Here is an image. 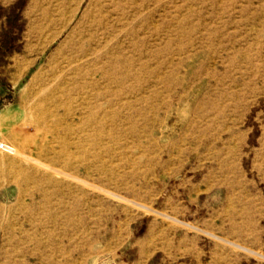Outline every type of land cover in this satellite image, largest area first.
I'll return each instance as SVG.
<instances>
[{
  "label": "rangeland",
  "instance_id": "374dc122",
  "mask_svg": "<svg viewBox=\"0 0 264 264\" xmlns=\"http://www.w3.org/2000/svg\"><path fill=\"white\" fill-rule=\"evenodd\" d=\"M0 264H264V0H0Z\"/></svg>",
  "mask_w": 264,
  "mask_h": 264
},
{
  "label": "bare ground",
  "instance_id": "6f19581e",
  "mask_svg": "<svg viewBox=\"0 0 264 264\" xmlns=\"http://www.w3.org/2000/svg\"><path fill=\"white\" fill-rule=\"evenodd\" d=\"M98 26V21H96L95 23H94V26ZM81 34V33H80ZM90 35V37H91V33L89 34ZM81 45H82V42L80 43V45L77 43L76 44V42L75 41H73L70 45H69V48H68V51L70 52V53H72V55L73 56H68V57H64V61L66 62V64L67 65H70V66H72L73 65V63L74 62H76V61H78L79 59H81V57H78V56H76V55H74V52L75 51H77V53H81L82 55H84L83 53V50H82V48H83V45H82V47H81ZM82 51V52H81ZM79 53V54H80ZM263 105V104H262ZM252 123V122H251ZM255 123V122H254ZM251 143V142H250ZM254 143V142H253ZM255 144V143H254Z\"/></svg>",
  "mask_w": 264,
  "mask_h": 264
}]
</instances>
